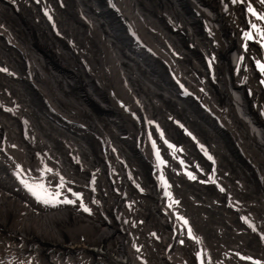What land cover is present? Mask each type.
Segmentation results:
<instances>
[{
  "label": "bare ground",
  "instance_id": "6f19581e",
  "mask_svg": "<svg viewBox=\"0 0 264 264\" xmlns=\"http://www.w3.org/2000/svg\"><path fill=\"white\" fill-rule=\"evenodd\" d=\"M3 2H5V0L0 1V19L4 22L5 26L4 28L1 27L2 34L7 37L8 41H14V46L16 49H19L21 42L20 40V43L17 41V36H15V32L12 31L13 28L17 27L18 29H15L18 31L17 33H19L18 35H20L21 39H30L33 49L39 48L37 50L41 51L42 62L46 65L47 69L53 72V82L49 80L50 75L48 76L49 79L45 75L46 79L44 80L41 74L42 77L40 78L44 80H42L43 82L46 81L45 85L40 82L39 78L36 79L38 83L35 85V76L33 77L34 79L29 76L31 80L30 82H26L29 78L24 75L27 78L23 79L19 74V82L21 85L16 87L17 94L18 90L23 89L25 97L23 101L21 99L22 104L19 103V100L16 104L25 107L29 111H34L36 117L40 115L38 113H42L46 116V114L50 112L62 119H73L79 123L80 127L86 126V123L88 124L85 131L74 124H72L73 128L68 126L67 129L64 128L65 130L58 127L55 129V136H53L52 133L54 131L50 134L47 133V131L51 132V128L52 130L55 128V118L51 119V122H48V120L45 121L38 118V120L34 118V121L31 119L32 117H27L32 120V126L35 127L34 129L37 130L36 134L39 135V143H37V139H27L25 144H23L26 145L25 147L28 149L26 152L27 154L32 150L33 152L30 151V153L32 152L30 156L40 157L42 154H47L46 152L50 154L52 147L53 149L62 151L64 148L60 147L58 144L57 137L65 136L66 133H69L72 135L68 138L75 143H71L74 147L73 150L80 154L82 153V155L86 156L91 162V164H87L89 166L88 169L90 170L92 167L93 170L98 173L105 172L107 174L106 171H109V168H107L108 163L106 165L105 159L104 162H101L94 159L93 156H95V153L101 151V144L103 145V143H99L102 140L99 142L97 141L99 139H96V133L101 128L111 125L118 127L116 128L118 134L128 138L127 140L123 139L126 144L123 154L126 155V158H131V156L141 158L138 155V151L141 150L138 144L139 139L137 137V131L128 129L132 120L129 121L126 119L124 115H122L124 112H116L112 103L106 102V105H104L105 103L103 102V104L102 101H109V98L107 95L101 97L99 94L106 84H113L116 86L117 83L115 82H117L118 79V82L123 81L127 85L126 88H129L130 92H133V96L135 93L140 96V98H144L148 104L147 106H149L148 110L153 113V115L155 114V116L157 115L160 118L158 121L162 120L161 122L166 131L160 125L156 127L160 126L161 128L159 127V130L162 133L164 131L167 133V137L171 139L173 145L165 139L166 134L163 133L165 142H163L164 146H161V144L160 146L174 153L170 155V153L166 152L167 150L162 151L161 157L165 159L166 165L171 162L172 164L178 165L179 170H182L188 167L186 164L188 161L193 162V164L206 161L210 166L208 168H200L199 171L201 174L208 175L213 168L220 172L218 173L213 170L210 176L215 178L211 181L197 179L194 184H188L187 186L172 184L173 187H178L172 189V197L176 205L174 206L176 211L173 207L169 209L164 205L159 206L158 194L160 191H155L154 197L156 200L144 202L143 206L149 209L138 210L141 217L146 221L143 226L145 233H138V231L133 230L127 225L122 226L118 221H113V219L109 218L107 215H104L102 219L98 218L99 216L97 218L92 216L94 237L91 243L87 245L89 247H82L77 239L70 241L71 244L69 246L62 245L60 239H58V243H53V239H49L43 235L47 234V226H36L27 234H25L26 232L24 231H20V233L25 234V236L15 233L17 230L14 228L18 227L16 226L18 217L16 216L17 213L13 210L15 209V204L19 197L17 196L15 198V196L10 197L8 194H1L2 188L5 190L6 188L12 187V181L10 180L11 176L9 179L6 173H1L3 178L0 180V231L3 229L5 233L14 232V234L12 233L13 235H20L21 238H24L28 242L24 245H16L14 242H7V239H3L5 241H2L3 237L0 235V248L4 249H0V254H12L14 259H16L15 262L22 261L24 257H29L34 254L43 261L37 264H81L79 261L86 259L88 256L92 257V261L100 257L102 259L101 264H146V262L147 264H163V260L168 261L170 264H195L193 262L194 259L199 260L196 264H227V262L233 264L231 261L233 257H239L242 264H244L243 257L245 255H264V246L261 244V240L251 236L246 230L244 223V221H247L249 223L247 226L251 227L252 221L256 220L261 223L264 229V116H260L263 114L262 111L264 108V84L261 86L262 81H264V70H262V68H264V61L261 62L260 65L258 64V66L255 65L259 70L257 72H253L252 70L250 80L246 81L247 73L251 72V69H254L251 68L252 65L254 66L252 61L257 62L256 60L260 58V49L254 46L264 47V2H262V0H9L7 2L11 5V7L9 6L11 9L3 5ZM227 4H229V6L226 12L223 15H219L218 9L221 8L222 5ZM39 14L43 15V19H40ZM256 15L259 16V18L254 19V25L256 28L258 27V34H249L251 33L249 32L247 34L248 38H246V32L249 31H247L246 27V29H243L246 31L244 33L246 39H244V37H242L243 31H240L242 34H239V30L242 29L247 20L254 18ZM7 18H12V20L8 21ZM48 24L50 25L49 27H47ZM80 24L82 25L79 26ZM250 25H248V27H250ZM22 26H24L25 30ZM52 32L56 34V37ZM21 34L25 35L27 38ZM30 40L28 42H30ZM240 43L242 45L246 44V46H240ZM24 45L23 42L21 48ZM244 47H246L247 50L245 49L244 51ZM3 49L6 48L0 46V59H4L1 60V69L5 68L3 66L5 65V61L10 62V65L11 61H18L19 65H16V68H18L19 72H22L23 64L25 66L23 72L26 71V67H28L29 63L27 64V62H25L27 59H24L23 63H21L18 53L19 50L17 53L13 54L15 55L14 58L9 59L7 58L8 56H2ZM29 55L31 54L27 53V56ZM91 61H93V66ZM37 71H39V67ZM2 72L3 71H0V73ZM33 72L34 71L30 73L33 74ZM40 72H38V74ZM34 73L37 72L35 71ZM7 74L5 73V75ZM105 76L108 77V81L106 80L107 82L103 84L104 80L100 81L98 78ZM16 79L17 78H15V80ZM110 79L112 80L111 83ZM1 82L3 81L0 80V83ZM8 85L11 86L9 83ZM200 85L204 88L203 92ZM57 86H59L61 90ZM177 86H179L180 90L177 89ZM260 87L263 94L259 91ZM122 92L128 97L130 96L125 88L122 89ZM111 93L117 94L115 89H113ZM123 94L120 95L123 104L124 102L129 103V98L127 99ZM184 94H188L189 96L186 97ZM8 95L10 94L8 93ZM202 95H204V97H202L203 101L200 102L199 100H201V97L199 96ZM52 96L55 97L56 101H53L54 99H52ZM2 99H4V97ZM74 99L78 106H75L76 110L79 109L78 113H76L77 116L70 115L65 110L75 109L72 105H69L71 102L69 101L70 103H68L67 101ZM153 99L161 101L162 104H158ZM255 99L258 101L257 106H255ZM12 100L15 101V99ZM12 100L8 99L9 102ZM81 100L90 107L92 114L102 117L99 119L90 118V113L79 106L78 102ZM137 104L143 105L144 103H136V105ZM12 105L15 107V104ZM5 106L3 105V107ZM62 106L65 109H63ZM203 106L207 107L209 113L214 116L216 122L210 120L212 116ZM11 108H8V111L9 109L11 110ZM17 108L21 107H16V109ZM5 110L7 111V109ZM138 113L139 112H137V115ZM142 113L144 114V112H141V114ZM29 114L30 113H28V116ZM214 114L219 117L221 123L219 120H216L217 117ZM12 116L13 118L11 120L5 119L2 115L0 116V129L4 132L6 131L8 135L10 134L15 139L18 138L21 133H19V130L21 129L17 124L18 121L16 122L13 120L14 115ZM17 116L15 114V118ZM133 121H137V119ZM150 121H152V119ZM227 121L232 122V124L235 123L237 127H234V130L231 128L227 130L229 126L226 123ZM147 123L145 126H148ZM155 125L156 124H153V127H155ZM138 127L139 126H137V128ZM92 129L95 130V133L91 131ZM125 129H128V135H126ZM107 132L111 136L112 139H109L112 140V142L121 139L120 136L113 138L114 134L111 133L110 130ZM236 134L242 138L240 142L243 144L246 143L248 146L240 148V146L236 144L237 141L235 142V139L233 140L232 138L236 136ZM40 135H43L46 139H40ZM28 136L29 135L26 134V138H28ZM147 136L150 138L151 135L149 136L147 133ZM55 138L57 141L54 140ZM196 138L199 139V143L201 142L203 144L202 146H204L205 152H203L204 149L202 150L197 146L202 151L201 153H196L195 149L197 147L193 144ZM49 140H53L54 143L48 145L47 142ZM13 143L11 144L10 142V145H13ZM60 143H62V141ZM115 143L117 142H114V145ZM194 143H196V141ZM156 144L157 143H155V145ZM18 146H11L9 150L16 152L19 156V154L22 155L21 153L23 152H20L22 149ZM44 146L49 148L44 149ZM135 146H137V148ZM144 146L147 148V141H145ZM153 148H155V146L152 147V149ZM3 149V152H5L7 146ZM110 149L114 150V148ZM68 150H70V148ZM153 150L155 151V149ZM136 152H138V154ZM71 153L69 155H71ZM202 154L203 156L205 155L208 160L202 159ZM119 155H117V157ZM54 157L58 158L57 154L53 156V158ZM97 157L100 156L97 155ZM2 158H5V156ZM157 158H160L159 155ZM27 159L33 158H28L27 156ZM51 159L52 157H50L48 161H51ZM68 160L70 159L68 158ZM111 160L114 159H110V161ZM25 161L27 160H24V162ZM33 161L35 160L33 159ZM55 162L52 163L55 164ZM80 162L82 161L80 160ZM52 163L51 167L54 166ZM69 163L72 162L69 161ZM117 163L119 164V161ZM214 163H218L220 167L219 165L215 166L216 164L211 166ZM115 165L116 164H114V166ZM227 165H231L232 167L233 173L231 175L239 177L243 181V187L246 184L245 188H247V191L243 192L241 189H236L228 181L226 173L228 169L225 167ZM55 166L54 168H57L60 165L58 164V166ZM81 166L82 165H80V167ZM4 167L0 164V172H5L7 167ZM37 167L38 166H36V168ZM124 167H119V172L121 174H125ZM21 168L23 169V167ZM30 169H32V167H30ZM126 169H128L127 166ZM60 170L61 168L58 171ZM70 171L73 173L72 166L70 167ZM49 174L50 173H48V176ZM40 175L41 174H39V176ZM150 175L156 180L157 175L151 168ZM164 175H167L168 179L172 176L171 165L163 167V170L159 173V177L161 178ZM33 176L32 174V177ZM106 176L107 175H105V177ZM32 177L30 176L33 180ZM24 178L25 180L28 179L26 177ZM96 180H98V178ZM246 180L250 181V183L248 184ZM213 181L217 183L211 186ZM108 183L104 185H108ZM101 187L99 185L97 192H103L107 186L103 190ZM116 187L117 190L121 192H123V189L127 188L126 185L122 184V181L116 182ZM206 189H210L212 192ZM127 196L129 195L127 194ZM211 196H215L223 203H212ZM98 197L101 196L98 195ZM229 201H233L240 205L242 204V209H230L229 205H227ZM94 211L95 213L97 212L96 208H94ZM160 211L164 213V218L168 215L167 223L169 222L171 226L167 227L160 215ZM12 212L14 213L10 214ZM23 212H27L28 215L36 213V211H32L27 207ZM41 213L45 212H37L38 215ZM64 213L72 215L75 214V212L71 210H62L57 211L54 215L57 218L56 220L60 225L61 231L66 233L70 228H73L71 224H75V222L70 221L75 220L69 217L58 218L60 214L64 215ZM8 219L10 222L7 224ZM110 221H112V224H109ZM178 221L183 224H196L197 227L200 226L199 228L204 233L207 243L213 247L208 250V247L206 248L203 244L197 243L194 235L184 234L179 231L174 232L173 227ZM1 222H3L4 225H2ZM51 223L52 221L49 219V224ZM170 228L172 229L171 232L169 230ZM138 229L139 228H137V230ZM160 231L166 233L160 234ZM144 234L146 236V241H143ZM48 236L51 237L49 234ZM262 239H264L263 233ZM32 240L37 241L32 242ZM44 240L47 241L45 242ZM187 240L188 242H186ZM179 242L182 243V246H180ZM139 246L140 249L142 246V251L139 250ZM51 252H53V254ZM187 253L188 260L182 255H187ZM148 254L157 256L158 261H151L148 260L149 258L140 256ZM64 255L65 258L62 259ZM165 261L164 263L166 264ZM189 261L190 263H188ZM0 262H2V260ZM6 263L14 264V262ZM88 264L97 263L89 262Z\"/></svg>",
  "mask_w": 264,
  "mask_h": 264
},
{
  "label": "rangeland",
  "instance_id": "374dc122",
  "mask_svg": "<svg viewBox=\"0 0 264 264\" xmlns=\"http://www.w3.org/2000/svg\"><path fill=\"white\" fill-rule=\"evenodd\" d=\"M10 7H11V5H9ZM8 6V8H10ZM223 6V7H222ZM221 6V8H219L218 9V13H219V15H223L225 12H226V10H227V8H228V6H229V4H227V5H222ZM11 9V8H10ZM42 14H39V17H40V19H43L42 17H43V15L41 16ZM223 17V16H222ZM258 19L259 18V16H255L254 18H251V19H249V20H247L246 21V23L244 24V26L242 27V29L241 30H239V28H238V30H239V34H242V32H240V31H243V34H242V37H244V39H246V38H248V36H247V34L249 33V32H251V33H249V34H258V32H259V30L257 31V28H256V26L254 25V19ZM7 20L8 21H11L12 20V18H7ZM248 22V23H247ZM251 25H250V24ZM253 23V24H252ZM3 26L4 25V22H2V20L0 19V26ZM56 25H57V22H56ZM82 24H80L79 26H81ZM248 25H250V27H248ZM25 26V25H24ZM24 26H22L23 27V29L25 30V28H24ZM50 25L48 24L47 25V27H49ZM59 26H61V25H59ZM252 26V27H251ZM253 26H255V27H253ZM246 27H247V31L248 32H246V31H244L243 29H246ZM16 29H18L17 27H15ZM15 28H13L12 29V31L13 32H15L14 33V35L15 36H17L16 37V39H17V41L19 42V40H20V44L21 45H23V42H24V46L21 48V45H20V48L19 49H16V47L14 46V41H8L7 39H3L2 37H0L1 39H0V46H4L6 49H3V51H2V56H8L7 58H9V59H12V58H14L15 57V55H13V54H15V53H17V51L19 50V58L21 59H19L20 61H21V63H23V61H24V59H27V61H25V62H27V64H28V67H29V69H28V67H26V71H24L23 72V69L25 70V66H24V64H23V69H22V74L19 72V70H18V68H16V65H19V63H18V61H11V65H10V62H8V61H5V65H3L5 68H2L1 69V67H0V71H3L2 73H0V80L1 81H3V82H1L0 83V99H2L3 97H4V99H2V100H0V104H3L5 107H3V105H0V114L2 115V116H4V118L5 119H12L13 118V116L12 115H14V121H18L17 122V124L19 125V127H20V129L21 130H19V133L21 132V133H23V134H19V136H18V138H13L10 134L8 135V133H6V131L4 132V131H2V129H0V133H1V136H0V140H3V141H0L1 143H0V164H1V166L2 167H4V168H6L5 169V171L7 172L6 174H7V176L10 178V176H11V179L13 180V187H15V186H17V187H20V188H23L24 190V192H27L30 196H35V195H37V194H41V191L42 192H44L45 190H48V189H52L53 190V193H55V194H57V193H60L63 197H66V198H64V200H67V198L68 197H70L71 199H72V201H74V202H76L77 204L75 205V209H77L79 212H81V213H79V214H77V213H75V214H72V215H70V214H67V213H64V215L63 214H60L59 215V217L58 218H62V217H69V218H71L72 220H75V221H70V222H75V224H71L72 226H73V228H70L66 233H64V232H62L61 231V229H60V225L58 224V221L56 220L57 218H56V216H54L55 215V213L57 212V211H51V212H45V213H41L40 215H38L37 214V211L35 210V209H30V210H32V211H36V213H34L33 215H31V214H27V212H23V211H25V209H26V206L24 205V202L22 201V200H17V202H16V204H15V209L13 210L15 213H17V217H18V219L16 220V223H17V225L16 226H18L17 228H14L15 230H17V232H15V233H18V234H20V235H22V236H25V234H27V233H29L30 231H32V229H34V227H36V226H41V227H46V229H47V231H46V233L47 234H43L44 236H46V237H48L49 239H53V243H58L57 241H59L58 239H60V241H61V243H62V245H66V246H69L70 244H71V242L70 241H72V240H75V239H77L78 241H79V243L82 245V247H89V246H87L89 243H91V240L93 239V237H94V224H93V221H92V219H91V217L92 216H95L96 218L98 217V218H100V217H104V215H107V216H109V218H111V219H113V221L115 220V221H118L122 226L123 225H127V226H129L130 228H132L133 230H135V231H137V228H139L140 226H142V225H145V223H146V221H145V219L144 218H142L141 216H139V217H137V219H139V220H134V219H131L130 217H129V215L125 212V210L127 211V210H129L130 208H131V206H129V205H134V208H133V210L135 211V212H138L139 213V209H141V210H144V209H149V208H147V207H144L143 205H144V202L145 201H148V202H150V201H155L156 200V198L154 197L155 196V191H162L163 192V197L166 199V201H167V204L169 205H167V204H165L164 202H163V204L162 203H160L159 202V206L160 205H164V206H166V207H168L169 209H170V207H173V209L175 210V207L174 206H176L175 205V203L173 202V197H172V189L173 188H178V187H173L172 186V184L173 185H176V184H178V185H180V186H187L188 184L190 185V184H194L195 182H196V180L197 179H206V180H208V181H211L213 178H215V177H212V176H210L211 175V173H212V171L213 170H215L216 172H220L219 170L217 171V169H215V168H213L212 170H211V172L208 174V175H203V174H201V172L199 171V169L200 168H208L209 166H210V164H208L206 161H200V162H197L196 164H193V162H191V161H188L186 164H187V166L188 167H185L184 169H182V170H179V166L178 165H175V164H172L171 162H169V163H167V165L165 164V159L163 158L162 159V151H165V150H167L166 152L167 153H170V155H173L174 153H172V152H169L168 151V149H163V148H161V146H164L163 144V142H165V139L168 141V142H170V144H172L173 145V143H171L172 141H171V139H169L168 137H167V133H165V128H164V125H163V123L161 122V121H158V120H160V118L156 115L155 116V114L153 115V113H151L149 110H148V107L149 106H147L148 104H147V102L145 101V99L144 98H140V96H138L137 94H135L134 93V96L136 95V96H138V97H134L133 96V92H130V89L129 88H126L127 87V85L123 82V81H119L118 82V79H117V82H115V83H117V85H118V87H117V85L116 86H114L113 84H111V85H104V88H103V90H101L102 92L101 93H99L100 95H101V97H104V95H107L108 96V98H109V101H102V103L104 104V105H106V102L108 103V102H110V103H112V106L114 107V109L116 110V112H118V113H122V112H124V114L122 113V115H124V117L126 118V119H128L129 121L130 120H132V122H131V125L130 126H128V129L129 130H136L137 131V137H138V139H139V148H140V150L143 152H141V151H138L139 152V154H138V152H136L141 158H137V157H135V156H131V158H126V155H124L123 153H124V149L126 148V144H125V142H124V140H127L128 138L126 137V136H123V135H121V134H118V132L116 131V128H118V127H116V126H111V125H109L108 127H104V128H101L100 130H98V132H97V130H96V139H99V140H97L98 142L99 141H101V142H99L100 144L101 143H103V145L105 146H103L102 144H101V151L103 150H105L106 151V153H105V151L103 152H101V151H99V153H95L94 155L95 156H93V158L94 159H96L97 161L99 160V161H101V162H104V159H105V162H106V165H107V163H108V165H107V168H109L108 170L109 171H106L107 172V174L104 172V173H100V175L98 176L97 175V178H98V180H97V182H98V185H100V187H101V185H102V190H103V192H97V188L95 189V188H93V185H91V183L89 182V184H88V186H89V188H85L83 185H84V183H85V181H86V179L90 176V175H92V174H96L97 172L95 171V170H93V168L91 167V169L89 170L88 168H89V166L87 165L88 163L89 164H91V162L87 159V157L86 156H84V155H82V153L80 154V153H78L77 151H74L73 150V146L71 145V143H73V144H75L74 142H72L68 137L69 136H71L69 133H66V135L65 136H59V137H57V139H58V141L56 140V138L54 139L55 141H57L58 142V144L60 145V147H62V148H64L62 151L61 150H59V149H53V147L51 148V152H50V154H48V152H46L47 154H42V156H40V157H37V156H30L31 154H32V150H30V151H32L31 153H30V151L28 152V154L26 153L27 152V150L28 149H26V145H23V144H25V141L28 139V140H31V139H37L38 140V142L37 143H39V135L38 134H36L37 132V130L36 129H34L35 127L34 126H32L33 125V123H32V120H34L35 121V119H43V120H45V121H47L48 120V122H51L52 120L48 117V116H44L42 113H38V114H40V115H38V117H36L35 115H34V111H29V110H27L25 107H22V106H20V105H17L16 103H17V101L19 100V103L20 104H22V101L24 100V97H25V94H24V92H23V89L22 90H18V94H19V96H18V94H17V86L18 85H21L20 84V82H19V77H20V75H21V77H25V76H27L29 79L26 81V82H30V80H31V78L32 79H34V81L36 80V79H38L39 78V80H40V82L41 83H43V85H45V83H46V81L45 82H43L45 79H46V76L48 77L49 75H50V79H49V77H48V79L49 80H51L52 81V77H53V72L51 71V70H49V69H47V67H46V65L42 62V60H41V51H39V50H37V49H39V48H35V49H33V46H32V42H31V40H30V42H28L29 40H22L21 39V37H20V35H18L19 33H17L18 31L15 29ZM254 28V29H253ZM256 29V30H255ZM254 30V31H253ZM20 32V31H19ZM246 32V38H245V33ZM52 34L56 37V34L54 33V32H52ZM22 35V34H21ZM22 36H24L25 38H27L25 35H22ZM254 36V35H253ZM20 37V38H19ZM22 40V41H21ZM4 42V43H3ZM7 42V43H6ZM28 42V43H27ZM31 45H30V44ZM8 45V46H5V45ZM12 44V45H11ZM15 44H17V43H15ZM10 45H11V47H10ZM29 45V46H28ZM240 46H246V44H244V45H242L241 43L239 44ZM28 48V51H27V48ZM255 48H257V49H260L259 50V57L260 58H258V60H256L257 62H255V61H252V64H254V66L252 65V67L251 68H254V69H251V72H248L247 73V78H246V81H248V80H250V75H251V73H252V70H253V72L255 71V72H257L258 70H259V68L257 67L258 66V64L260 65V63L261 62H263L264 61V47L263 46H254ZM8 48V49H7ZM12 48L13 49V51H12V49L10 50V49ZM24 48V49H23ZM30 48V49H29ZM245 49L247 50V48L246 47H244V51H245ZM261 49H262V51H261ZM8 50V51H7ZM16 50V51H15ZM26 50V51H25ZM12 51V52H11ZM8 52V53H7ZM28 54H33L32 56L31 55H29V56H27V53ZM40 52V53H39ZM262 52V53H261ZM7 54V55H6ZM23 54V55H22ZM37 55V56H36ZM262 55V56H261ZM10 56H13V57H10ZM29 57H33V58H29ZM35 57V58H34ZM32 59V60H31ZM1 60H4V59H0V64H2L1 62ZM35 60V61H34ZM30 61V62H29ZM259 61V62H258ZM7 62V63H6ZM32 62H33V64H32ZM92 62V66H93V61H91ZM37 63V64H36ZM15 64V65H14ZM35 65H38V66H35ZM255 65H257V66H255ZM27 66V65H26ZM35 66V67H34ZM15 67V68H14ZM30 67H31V70H30ZM38 67H39V71H37L38 70ZM6 68H10L9 70L8 69H6ZM258 68V69H257ZM4 69V70H3ZM13 70V71H12ZM17 70H18V73H17ZM29 70V71H28ZM43 72H42V71ZM32 71H36L37 73H34L33 72V74L32 73H30V72H32ZM41 71V72H40ZM7 74V75H5V73ZM26 72H28V73H26ZM38 72H40L39 74H38ZM12 73V74H11ZM24 73V74H23ZM44 73V74H43ZM13 74H14V76H13ZM18 74V75H17ZM20 74V75H19ZM38 74V75H37ZM43 75V77H42V75ZM249 74V75H248ZM2 75V76H1ZM12 75V76H11ZM25 75V76H24ZM40 75V76H39ZM46 75V76H45ZM4 76V77H3ZM9 76V77H8ZM11 76V77H10ZM31 78H30V77ZM35 76V77H34ZM38 76V77H37ZM45 76V77H44ZM34 77V78H33ZM40 77H42L43 79H41ZM121 77H123V76H121ZM2 78H4V79H2ZM9 79V81H8V79ZM15 78H17L16 80H15ZM123 78H126V77H123ZM102 79V80H101ZM5 80H7V81H5ZM43 80V81H42ZM98 80H100V81H103L104 80V82H103V84L104 83H106L107 81H108V77L107 76H105V77H102V78H98ZM107 80V81H106ZM119 80H121V79H119ZM13 81V82H12ZM21 81V80H20ZM53 82V81H52ZM112 82V80L110 79V83ZM8 83L9 84H11V86H9L8 85ZM17 83V84H16ZM35 83V85H37L36 83H38L37 82V80L34 82ZM5 84V85H4ZM264 84V81H262V83H261V86ZM3 85H4V89H3ZM15 85V86H14ZM126 85V86H125ZM6 86V87H5ZM129 86H130V84H129ZM10 87H12V88H10ZM58 88H59V86H57ZM115 87V88H114ZM123 87V88H122ZM120 88V89H119ZM124 89L125 88V90L127 91V93H128V95H130L129 97L128 96H126V95H124L123 94V92H122V89ZM176 88V87H175ZM200 88L202 89V92L204 91L203 89V87L200 85ZM60 90H61V88H59ZM113 89H115L116 90V92H117V94L115 95L114 93H111L112 91H113ZM129 89V90H128ZM177 89H179L180 90V88H179V86H177ZM111 90V91H110ZM1 91H3V92H1ZM5 91V92H4ZM260 93H262L263 94V91H262V89H261V87H260ZM3 93V94H2ZM8 93L11 95H8ZM130 93V94H129ZM6 94V95H5ZM103 94V95H102ZM121 94H123L127 99L129 98V103L128 102H124V104H123V101H122V99H120V95ZM2 95V96H1ZM10 96V97H9ZM59 96H61V95H59ZM59 96H57V97H59ZM6 97V98H5ZM112 97V98H111ZM133 97H134V100H133ZM195 97V96H194ZM199 97H201V100H199L200 102H202L203 101V99H202V97H204V95H202V96H199ZM15 99V101L14 100H12V101H8V99ZM60 98V97H59ZM131 98V99H130ZM140 98V99H139ZM196 98V97H195ZM21 99H22V101H21ZM52 99H54L53 101H56V99H55V97H53L52 96ZM61 99H62V97H61ZM136 99V100H135ZM197 99V98H196ZM120 100V101H119ZM154 100V99H153ZM5 101V102H4ZM68 101V103H70L69 105H72L75 109H73L72 108V110L70 109V110H67V109H65L63 106H62V108L63 109H65L70 115H76L77 116V114L76 113H78V110H76V107H78L77 106V104H76V102H75V99L74 100H67ZM70 101V102H69ZM131 101H132V103H131ZM135 101V102H134ZM138 101V102H137ZM140 101V102H139ZM154 101H156L158 104H162V102L161 101H158V100H154ZM198 101V102H199ZM13 102V103H12ZM15 102V103H14ZM258 101H257V99H255V106H257V103ZM8 103V104H7ZM15 104V107H14V105H12V104ZM65 103V102H64ZM136 103H144L143 105H141V104H137L136 105ZM78 104H79V106L81 107V108H83V109H85L86 111H88L90 114H89V116H90V118L91 117H93V118H96V119H99V118H101L100 116H98V115H94V114H92V112L90 111V107L89 106H87L85 103H83L82 102V100L81 101H79L78 102ZM123 104V105H122ZM132 104V105H131ZM146 104V105H145ZM60 105V104H59ZM130 105V106H129ZM1 106H2V108H1ZM61 106V105H60ZM76 106V107H75ZM132 106V107H131ZM134 106V107H133ZM12 107V108H11ZM14 107V108H13ZM16 107H21V108H17L16 109ZM127 107V108H126ZM130 107V108H129ZM8 108H11V110L13 111H11L10 109H9V111H8ZM134 108V109H133ZM143 108H145V109H143ZM203 108L204 109H207V107H204L203 106ZM5 109H7V111L5 110ZM14 110H17V111H14ZM76 110V111H75ZM117 110H119V111H117ZM134 110V111H133ZM142 110V111H141ZM146 110V111H145ZM149 111V113H148V111ZM208 110V109H207ZM19 111V112H18ZM70 111V112H69ZM135 111H137V112H139L138 113V115H137V112H135ZM209 111V110H208ZM141 112H144V114L142 113L141 114ZM147 112V113H146ZM4 113V114H3ZM23 113H24V115H23ZM28 113H30L29 114V116H28ZM71 113H73V114H71ZM75 113V114H74ZM262 113L264 114V108H263V111H262ZM261 113V114H262ZM10 116H9V115ZM15 114H16V116H17V114H18V118L16 117L15 118ZM26 114V115H25ZM32 114H33V116H32ZM101 114H103V113H101ZM128 114V115H127ZM152 114V115H151ZM260 115V116H264V115ZM0 115V116H1ZM141 115V116H140ZM215 115V114H214ZM42 116H44V117H42ZM146 116V117H145ZM148 116V117H147ZM216 116V115H215ZM7 117V118H6ZM26 117V118H25ZM27 117H32L31 119L30 118H27ZM48 117V118H47ZM139 117H141V118H139ZM144 119H143V118ZM154 117V118H153ZM156 117V118H155ZM217 117V116H216ZM23 118V119H22ZM35 118V119H34ZM79 118V117H78ZM133 118V119H132ZM21 119H22V121H21ZM37 119V120H38ZM79 119H81V118H79ZM134 119H137V121H133ZM152 119V121H150ZM154 119V120H153ZM155 119H156V121H155ZM185 119H187V118H185ZM28 120V121H27ZM51 120V121H50ZM82 120V119H81ZM147 120V121H146ZM217 121L219 120V122H220V119H219V117H217V119H216ZM21 121V122H20ZM27 121V122H26ZM84 121V120H83ZM141 121V122H140ZM146 121V122H145ZM149 121V122H148ZM155 121V122H154ZM32 124H31V123ZM136 122V123H135ZM148 122V123H147ZM151 122H153V123H151ZM145 123V124H144ZM146 123H147V125L149 126H145L146 125ZM152 124V126H151V124ZM221 123V122H220ZM227 123V125H229L228 126V128H227V130H229L230 128L231 129H233L234 130V127H237V126H235V123H233L232 124V122H230V121H227L226 122ZM26 124V125H25ZM31 124V125H30ZM56 126H55V128L52 130V128H51V132H49V131H47V133H52L53 131V133H52V135L53 136H55V129H57L58 127L60 128L61 126L60 125H58L57 123H54ZM84 124H85V121H84ZM138 124V125H137ZM142 124H143V127H142ZM153 124H156L155 125V127H153ZM88 124L86 123V126H87ZM157 125H160L165 131L163 132V133H165L166 134V138H165V136H163V133L159 130L161 127L160 126H158V127H156ZM68 126L70 127V128H73V125L72 124H68ZM137 126H139L138 128H137ZM152 127V128H151ZM160 127V128H159ZM62 129H64L63 127H61ZM89 128V127H88ZM136 128V129H135ZM157 128V129H156ZM31 129V130H30ZM103 129V130H102ZM128 129H125V132H126V135H128V133H129V131H128ZM153 129V130H152ZM155 129V130H154ZM29 130V131H28ZM32 130H34V131H32ZM65 130V129H64ZM108 130H110L111 131V133H113L114 134V136H113V138H115L116 136H120V140L118 139V141H113L112 142V140H110V139H112L111 138V136L109 135V133L107 132ZM151 130V131H150ZM157 130V131H156ZM2 131V132H1ZM93 133H95V130H91ZM139 131H140V134H139ZM148 131V132H147ZM6 134V136H5V134ZM46 132V131H45ZM104 132V133H103ZM142 132V133H141ZM157 132V133H156ZM160 134H159V133ZM224 132H227V131H224ZM232 132V131H231ZM4 135H3V134ZM99 133H100V135H99ZM102 133H103V135H102ZM147 133H148V135L150 136V138L147 136ZM26 134L27 135H29L28 136V138H26ZM35 136H34V135ZM69 134V135H68ZM131 134V133H130ZM142 134V135H141ZM159 134V135H158ZM154 135V136H153ZM41 137H40V139H46L45 137H43V135H40ZM110 136V137H109ZM160 136V137H159ZM10 137V138H9ZM23 137V138H22ZM31 137H33V138H31ZM35 137V138H34ZM103 138H104V140H103ZM110 138V139H109ZM149 138V139H148ZM163 139V138H165V139H163V140H160V139ZM233 138V140L236 142V144L238 145V146H240V148H245V146H248L246 143H245V141H244V143L245 144H243L242 142H240L241 140H242V138L241 137H239L237 134H236V136H234V137H232ZM11 139V140H10ZM23 141H22V140ZM124 139V140H123ZM143 139V140H142ZM151 139V140H150ZM152 139H154V140H152ZM156 139V140H155ZM158 140H159V142H158ZM199 139L198 138H196V140L194 139V141H193V144L195 145V147H200L202 150L204 149V146H202L203 144L200 142L199 143V141H198ZM239 140V141H238ZM22 143H21V142ZM62 141V143H60V142ZM71 141V142H70ZM145 141H147L148 142V146H147V148L144 146V144H145ZM157 143L156 145H155V143ZM196 141V143H194ZM10 142H11V144L13 143V145H10ZM24 142V143H23ZM114 142H117V143H115V145H114ZM151 142H152V145H154L155 146V148H153V149H155V151L152 149V147H154V146H152L151 145ZM162 142V143H161ZM240 142V143H239ZM5 143H6V145H5ZM17 143H19V144H17ZM54 143V141L53 140H49L48 142H47V144L48 145H52ZM67 143H68V145H67ZM15 144V145H14ZM22 144V145H21ZM160 144H161V146H160ZM199 144V145H198ZM19 145V146H18ZM62 145V146H61ZM71 145V146H70ZM201 145V146H200ZM244 145V146H243ZM4 146V147H3ZM7 146V150L5 151V152H3V148H5ZM11 146H18L20 149H22V150H20V152H23V153H21L22 155H20L19 154V156L17 155V153L16 152H14V151H11V150H9V149H11ZM151 146V147H150ZM9 147V148H8ZM103 147V148H102ZM136 148H137V146H135ZM157 147V148H156ZM197 147V148H198ZM203 147V148H202ZM49 147H45L44 146V149H48ZM70 148V150H68V149ZM109 148V149H108ZM110 148H114V150L113 149H110ZM119 148V149H118ZM160 148V149H159ZM195 149V151H196V153H198V152H200L201 153V149L200 148H198V149ZM108 149V150H107ZM2 150V151H1ZM26 150V151H25ZM54 150V151H53ZM65 150H66V152H65ZM73 150V151H72ZM9 151V152H8ZM36 151V150H35ZM56 151V152H55ZM69 151V152H68ZM122 151V152H121ZM147 151V152H146ZM154 151V152H153ZM156 151H158V152H156ZM12 152V153H11ZM37 152V151H36ZM52 152H53V155H52ZM55 152V153H54ZM73 153V155H72V153ZM74 152H77V153H74ZM101 152V153H100ZM117 152V153H116ZM203 152H205V149L203 150ZM8 153H10V154H8ZM16 153V154H15ZM30 153V154H29ZM60 153V154H59ZM71 153V155H69ZM104 153V154H103ZM108 153V154H107ZM122 153V154H121ZM172 153V154H171ZM4 154V155H3ZM36 154H38V153H36ZM56 154H57V157L58 158H56V157H54L53 158V156H56ZM76 154V155H75ZM103 154V155H102ZM109 154H110V156H109ZM119 154H121V155H119ZM11 155V156H10ZM46 155V156H45ZM51 155V156H50ZM59 155H61V156H59ZM64 155V156H63ZM68 155V156H67ZM97 155L98 156H100V157H97ZM111 155H113V156H111ZM117 155H119L118 157H117ZM148 155V156H147ZM158 155H159V157L160 158H157L158 157ZM5 156V158H2V157H4ZM16 156V157H15ZM18 156V157H17ZM24 156V157H23ZM27 156H28V158L30 157V158H33L35 161H33V159H27ZM117 158H116V157ZM44 157V158H43ZM47 157V158H46ZM50 157H52V159H53V161H52V159H51V161H48V160H50ZM61 157V158H60ZM65 157V158H64ZM104 157V158H103ZM106 157V158H105ZM115 157V158H114ZM150 157V158H149ZM8 160H7V159ZM16 158V159H15ZM21 158V159H20ZM41 158H42V160H41ZM68 158L70 159V160H68ZM78 158V159H77ZM108 158V159H107ZM114 159V160H111L110 161V159ZM121 158H122V162H121ZM4 159V160H3ZM10 159V160H9ZM18 159V160H17ZM23 159V160H22ZM55 159V160H54ZM58 161H57V160ZM107 159V160H106ZM116 159V160H115ZM120 159V160H119ZM124 159V160H123ZM128 159V160H127ZM202 159H205V160H208L207 159V157L204 155L203 156V154H202ZM12 160V161H11ZM13 160H14V162H13ZM24 160H27V161H25L24 162ZM29 160V161H28ZM36 160H38V161H36ZM40 160V161H39ZM65 160V161H64ZM76 162H75V161ZM79 160V161H78ZM80 160L82 161V162H80ZM119 161V164L117 163L118 161ZM127 160V161H126ZM48 161V162H47ZM55 161H57L58 162V164L60 165V166H58V164H57V162H55ZM63 161V162H62ZM69 161L70 162H72V163H69ZM123 161H125V162H123ZM2 162V163H1ZM17 162V163H16ZM20 162H22L23 164L21 165V164H19ZM31 162V163H30ZM35 162V163H34ZM55 162V164H56V166H58L57 168H54V166H55V164H53V163ZM112 162V163H111ZM164 162V163H163ZM17 165H16V164ZM40 165H39V164ZM46 163V164H45ZM51 163H52V165H54L53 167H51ZM77 163V164H76ZM82 163V164H81ZM123 163V164H122ZM125 163V164H124ZM219 163V162H218ZM218 163H214V164H212L211 166H214L215 164V166H217V165H219ZM3 164V165H2ZM10 164V165H9ZM31 164H33V165H31ZM48 164V165H47ZM62 164V165H61ZM82 165L81 167H80V165ZM84 164V165H83ZM114 164H116L115 166H114ZM122 164V165H121ZM171 165V169H172V176L168 179V176L167 175H164L163 177H156V180L153 178V176H151L150 175V168L153 170V172L155 173V174H157V172L158 171H162L163 170V167H165V166H169V165ZM14 165H15V167H14ZM72 166V168H73V173L70 171V167ZM124 165H125V167H124ZM20 166V167H19ZM28 166V167H27ZM36 166H38L37 168H36ZM40 166V167H39ZM45 166V167H44ZM47 166H48V169H47ZM55 166V167H56ZM109 166V167H108ZM118 166V167H117ZM120 166H123L125 169V174H121L119 171H120ZM126 166L128 167V169H126ZM222 166V165H221ZM9 167V168H8ZM11 167V168H10ZM18 167V168H17ZM21 167H23V169L21 168ZM27 167V168H26ZM30 167H32V169H30ZM50 167H51V169H50ZM114 169H113V168ZM219 167H220V165H219ZM224 167V166H223ZM226 167V169H228V170H226V173H227V179H228V181L236 188V189H241L243 192L244 191H247V188H245V186H246V184L244 185V187H243V181L239 178V177H235V176H233V175H231L232 173H233V171H232V167H231V165H227V166H225ZM16 168V169H15ZM26 168V169H25ZM53 168V169H52ZM61 168V170L60 171H58L59 169ZM84 168H86V169H84ZM111 168V169H110ZM117 168H118V170H117ZM154 168H155V171H154ZM10 169H11V171H10ZM46 169V170H45ZM55 169H56V172H55ZM58 169V170H57ZM15 171V172H13V171ZM35 170H36V172H35ZM79 170H81V171H79ZM114 170H115V173H114ZM224 170V169H223ZM10 171V172H9ZM18 171V172H17ZM32 171H34V172H32ZM46 171V172H45ZM54 171V172H53ZM62 171V172H61ZM71 172V173H69V172ZM94 171V172H93ZM118 171V172H117ZM9 172V173H8ZM25 172H27V173H25ZM28 172H30V173H28ZM117 172V173H116ZM11 173H12V175H11ZM20 173H21V175H20ZM36 175H35V174ZM48 173H50L49 174V176H48ZM58 173V174H57ZM61 173H63V174H61ZM67 173H68V175H67ZM87 173V174H86ZM120 173V174H119ZM129 173V174H128ZM15 174V175H14ZM27 174V175H26ZM29 174V175H28ZM31 174V175H30ZM32 174L34 175L33 177H32ZM39 174H41L40 176H39ZM42 174H43V176H42ZM47 174V175H46ZM53 174V175H52ZM72 174V175H71ZM94 174V175H95ZM115 174V175H114ZM14 175V176H13ZM62 175V176H61ZM64 175V176H63ZM69 175H70V177H69ZM104 175V176H103ZM105 175H109L110 176V179H108L107 178V176L105 177ZM127 175V176H126ZM128 175H129V179H128ZM131 175V176H130ZM195 175H198V176H195ZM16 176H19V177H16ZM22 176V177H21ZM26 177V178H30V176L33 178V180L35 181H33L31 178L28 180H25V178L24 177ZM27 176H29V177H27ZM57 176V177H56ZM88 176V177H87ZM103 177V179H102V177ZM124 176V177H123ZM135 176V177H134ZM166 176V177H165ZM16 179H15V178ZM35 177V178H34ZM43 177V178H42ZM63 177H64V179H63ZM71 177H73V178H71ZM76 177V178H75ZM105 177V178H104ZM122 177V178H121ZM164 177H165V179H164ZM203 177H206V178H203ZM208 177V178H207ZM18 178V179H17ZM24 178V179H23ZM59 178H61V179H59ZM78 178V179H77ZM96 178V179H97ZM100 178V179H99ZM120 178H121V181H122V184H124V185H126L127 186V190L126 189H123V192H121V191H119V193H118V195H119V198L117 199V197L116 196H114L113 194H110V192H112L111 190L113 189L114 190V187L113 186H116V182H121L120 181ZM127 178V179H126ZM167 178V179H166ZM15 179V180H14ZM36 179V180H35ZM70 179V180H69ZM75 179V180H74ZM107 179V180H106ZM113 179V180H112ZM136 179V180H135ZM163 179V180H162ZM31 180V181H30ZM68 180V181H67ZM83 180V181H82ZM99 180H100V182H99ZM125 180V181H124ZM127 180V181H126ZM171 180H172V182H171ZM32 181H33V183H32ZM105 182V183H103V182ZM109 183H108V182ZM124 181V182H123ZM28 182V183H27ZM75 184H74V183ZM78 182V183H77ZM103 184H102V183ZM164 182L168 185V188H165L164 187ZM246 182L249 184L250 183V181H248V180H246ZM36 183V184H35ZM52 183V184H51ZM57 183V184H56ZM59 183H60V185H59ZM61 183H62V185H61ZM79 184V185H77V184ZM108 183V185H104V184H107ZM214 183H217L216 181H213V183L211 184V186H213L214 185ZM33 186H35V187H33ZM35 184V185H34ZM54 184V185H53ZM83 184V185H82ZM26 185V186H25ZM29 185V186H28ZM157 185L159 186V188H160V190H158L157 189ZM24 186V187H23ZM52 186H54V187H52ZM51 187V188H50ZM56 187V188H55ZM109 187V188H108ZM130 189H129V188ZM244 188V189H243ZM1 189V188H0ZM94 189H95V191H94ZM211 189V188H210ZM210 189H206V190H209V191H211ZM110 190V191H109ZM142 190H144L147 194L146 195H140L139 197L138 196H136L135 194H139V193H141V191ZM206 190H204V191H206ZM126 191V192H125ZM130 191H133V192H130ZM88 192V193H87ZM104 192H107L106 194L104 193ZM129 192V193H128ZM212 192V191H211ZM1 194H10L9 192H8V189H1ZM110 194V195H109ZM126 196H125V195ZM127 194L129 195V196H127ZM13 195V194H12ZM10 196V197H14V195L13 196ZM98 195L99 196H101V197H98ZM109 195V196H108ZM55 196V195H54ZM53 196V197H54ZM122 197H124V199H123V203H125V200L127 199L128 200V204L126 205V204H123L124 206L123 207H120V206H117V204L119 203V201L122 199ZM15 198H16V196H15ZM130 198V199H129ZM102 201H101V200ZM68 200H69V198H68ZM130 200V201H129ZM99 201V202H98ZM103 201H106V203L107 202H109V203H112V202H114V204L117 206L116 208H114L113 207V205H108V208H110L111 209V211L110 212H108V211H106L103 207H101V204H102V202ZM84 202V203H83ZM211 202L212 203H217V202H221V201H219L215 196H211ZM86 203V204H85ZM221 203H223V202H221ZM137 205H139L140 206V208H137L136 206ZM228 205L233 209V210H240V209H242V207L243 206H241L240 204H238V203H235V202H233V201H229L228 202ZM258 205H259V203H258ZM91 206H95V207H91ZM97 206H99V209L97 208ZM91 207V208H90ZM260 207H263V206H260ZM94 208H96V213H95V211H94ZM123 208V209H122ZM18 211H19V213H18ZM176 211V210H175ZM263 211V210H262ZM14 212H12V213H10V214H13ZM260 213H261V211H260ZM6 215V214H5ZM97 215V216H96ZM123 215V216H122ZM205 215V214H204ZM2 216H4V215H2ZM165 216V215H164ZM49 217V218H48ZM163 218V217H162ZM168 218V215H167V217L166 218H163V220L165 221V223H166V225H167V227H169V226H171L170 224H169V222L167 223V219ZM49 219H51V221H52V223L51 224H49ZM79 221H81V222H79ZM10 222V220L8 219L7 220V224ZM134 222H135V224H134ZM2 223V225H4V223L3 222H1ZM77 223H78V225H77ZM244 223L246 224V225H249V223L247 222V221H244ZM109 224H112V221H110V223ZM153 224V223H152ZM183 223L182 222H180V221H178L175 225H174V232H177V231H179V229H181V230H183L185 227L182 225ZM256 224H259L260 226H261V223H259V222H257L256 220H253L252 221V226H254V229H255V225ZM200 227V226H199ZM199 227H197L198 228V231L197 230H195L196 231V238L198 239V243L199 244H201L200 242H199V239H200V237L204 240V242H206L205 244L208 246V247H213L212 245H210V244H208L207 243V239H206V237H205V235H204V233L201 231V229L199 228ZM258 228V227H257ZM20 231H24V232H26L25 234H21L20 233ZM141 231V230H140ZM252 232L254 233V232H256L255 234L256 235H258L259 233H258V231H255V230H252ZM263 233H264V229H263V231H262ZM8 234V235H12V236H10V237H8V236H6L5 234ZM4 232L3 231V229H1V231H0V235H2V241H5L6 239L8 240H10V239H15V241H13L14 243H16V245H22L21 243H23V245L24 244H26L28 241L27 240H25L24 238H21V236L20 235H13L14 234V232ZM166 232H164V231H160V234H165ZM184 233L186 234V231H184ZM36 234V233H35ZM48 234L51 236V237H49L48 236ZM68 236V237H67ZM260 237H261V235H260ZM57 238V239H56ZM3 239H5V240H3ZM146 238H143V241L145 240ZM37 240H32V242H36ZM45 242L47 241V240H44ZM146 241V240H145ZM264 242V241H263ZM179 244H180V246H182V243L181 242H179ZM144 246V245H143ZM264 246V245H263ZM48 248H49V246H48ZM56 248H58V247H56ZM58 249H60V248H58ZM209 249V248H208ZM139 250H141L142 251V246H141V249H140V246H139ZM178 251V250H177ZM211 251V250H210ZM179 252V251H178ZM52 254H53V252H51ZM142 254V253H141ZM153 254H148V255H140L141 257L143 256V257H145V258H149L148 260H151V261H158V258H157V256H152ZM187 260H188V253H187V255H185V254H182ZM2 256V257H1ZM138 256V255H137ZM152 256V257H151ZM8 258H11V259H14V256L12 255V254H9V253H2V254H0V261L2 260V262H0V264H3V263H6V262H8ZM25 258H28V259H25ZM247 258H248V256H247ZM24 260H26V264H37L38 262H43L38 256H35L34 254H32V255H30L29 257L28 256H26V257H24V259L22 260V261H24ZM22 261H17L16 262V264H19L20 262H22ZM164 261L165 260H163L162 261V263L163 264H165L164 263ZM197 261H199V260H195L194 259V263L196 264V262ZM249 261H257V260H251V259H249ZM249 261H247V263L246 264H249ZM166 262V264H170L168 261H165ZM188 263H190V261L188 262ZM237 263L238 264H242V262H238L237 261ZM146 264H147V262H146ZM227 264H230V262H227Z\"/></svg>",
  "mask_w": 264,
  "mask_h": 264
},
{
  "label": "water",
  "instance_id": "95a60500",
  "mask_svg": "<svg viewBox=\"0 0 264 264\" xmlns=\"http://www.w3.org/2000/svg\"><path fill=\"white\" fill-rule=\"evenodd\" d=\"M105 163H106V162H105ZM94 174H95V173H94ZM94 174L90 175V176L86 179V181H85V183H84V185H83L84 187L89 188V186H88L89 182L91 183V185H93V188L96 189V188L99 187L96 178H97V175H100V173L97 172V174H95V175H94ZM107 178L110 179V176L107 175ZM113 187H114V190H112V192H111L110 194H113V195L116 196L117 199H118V198H119V195H118V192H119V191L117 190V187H116V186H113ZM104 193L106 194L107 192H104ZM54 194H55V193H53V190L50 189L49 196L51 197V200H52V201H55V203H59V202H61L58 198L53 199ZM110 194H109V195H110ZM109 195H108V196H109ZM69 198H70V197H69ZM123 199H124V197H122V199L119 201V203L117 204V206H120V207H121V205H122V203H123ZM108 205H113L114 208L117 207V206L114 204V202H112V203L107 202V203H106V201H103V202H102L101 207H103L106 211L110 212L111 209L108 208ZM91 207H95V206H91ZM91 207H90V208H91ZM97 208L99 209V206H97ZM160 215H164V213L160 211ZM102 218H103V217H101L100 219H102Z\"/></svg>",
  "mask_w": 264,
  "mask_h": 264
},
{
  "label": "snow or ice",
  "instance_id": "6c2138e0",
  "mask_svg": "<svg viewBox=\"0 0 264 264\" xmlns=\"http://www.w3.org/2000/svg\"><path fill=\"white\" fill-rule=\"evenodd\" d=\"M262 2H264V0H262ZM262 70H264V68H262ZM38 198H40V197L38 196ZM45 202H47V201H45Z\"/></svg>",
  "mask_w": 264,
  "mask_h": 264
}]
</instances>
